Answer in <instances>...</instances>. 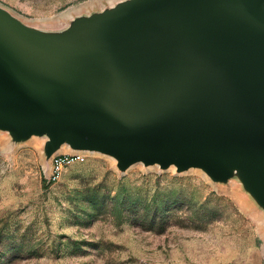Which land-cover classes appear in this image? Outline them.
Instances as JSON below:
<instances>
[{
	"label": "water",
	"instance_id": "95a60500",
	"mask_svg": "<svg viewBox=\"0 0 264 264\" xmlns=\"http://www.w3.org/2000/svg\"><path fill=\"white\" fill-rule=\"evenodd\" d=\"M0 131L236 178L264 214V0H121L58 31L0 6ZM61 153V152H59Z\"/></svg>",
	"mask_w": 264,
	"mask_h": 264
},
{
	"label": "rangeland",
	"instance_id": "374dc122",
	"mask_svg": "<svg viewBox=\"0 0 264 264\" xmlns=\"http://www.w3.org/2000/svg\"><path fill=\"white\" fill-rule=\"evenodd\" d=\"M121 0H0L27 25L65 29ZM44 139L0 131V264H264V214L236 178L141 163L120 172L110 156L48 181Z\"/></svg>",
	"mask_w": 264,
	"mask_h": 264
},
{
	"label": "built area",
	"instance_id": "2783aa9c",
	"mask_svg": "<svg viewBox=\"0 0 264 264\" xmlns=\"http://www.w3.org/2000/svg\"><path fill=\"white\" fill-rule=\"evenodd\" d=\"M86 154L79 152H61L57 153L50 159L48 171L43 170L44 177L48 181H54L62 172V169L72 163L84 161Z\"/></svg>",
	"mask_w": 264,
	"mask_h": 264
},
{
	"label": "bare ground",
	"instance_id": "6f19581e",
	"mask_svg": "<svg viewBox=\"0 0 264 264\" xmlns=\"http://www.w3.org/2000/svg\"><path fill=\"white\" fill-rule=\"evenodd\" d=\"M72 150L70 149V148H68L66 145H63L61 148H60V150L59 151H57V153H59V152H71ZM88 153H93V152H88ZM88 153H86V154H88ZM109 157V156H108ZM111 158V157H110ZM112 160H113V162L115 163V160L113 159V158H111ZM169 168H173V169H175V167L173 166V165H171ZM168 168V169H169ZM191 169H196V168H190L189 170H191ZM197 170H199V169H197ZM201 171V170H200ZM202 172V171H201Z\"/></svg>",
	"mask_w": 264,
	"mask_h": 264
},
{
	"label": "crops",
	"instance_id": "0c3cea01",
	"mask_svg": "<svg viewBox=\"0 0 264 264\" xmlns=\"http://www.w3.org/2000/svg\"><path fill=\"white\" fill-rule=\"evenodd\" d=\"M245 198V197H244ZM246 200V199H245Z\"/></svg>",
	"mask_w": 264,
	"mask_h": 264
}]
</instances>
